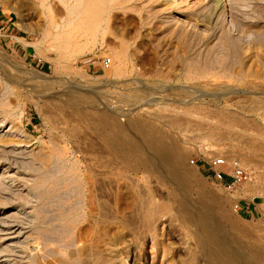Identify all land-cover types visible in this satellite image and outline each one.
I'll return each mask as SVG.
<instances>
[{"label":"rangeland","instance_id":"obj_1","mask_svg":"<svg viewBox=\"0 0 264 264\" xmlns=\"http://www.w3.org/2000/svg\"><path fill=\"white\" fill-rule=\"evenodd\" d=\"M114 11L106 38L84 45V55L72 44L58 56L50 39L41 40L42 17L27 0H0V47L13 60L0 54V264H206L162 195L166 184L125 168L89 128L73 102L86 92L93 101L80 104L82 110L89 104L127 109L177 138L189 158L193 189L201 186L224 200L232 246L247 257L264 251V168L247 163L252 149L234 135L263 130L264 137V0H123ZM173 14L185 28L171 26ZM170 116L178 125H170ZM212 121L223 125L227 140L210 134ZM222 152L227 161L213 166ZM236 167L244 172L239 181L232 177ZM214 170L227 179L219 180ZM141 188L147 199L155 197L153 218L141 213ZM251 202L258 208L247 212ZM11 223L22 224L14 244L5 238Z\"/></svg>","mask_w":264,"mask_h":264},{"label":"bare ground","instance_id":"obj_2","mask_svg":"<svg viewBox=\"0 0 264 264\" xmlns=\"http://www.w3.org/2000/svg\"><path fill=\"white\" fill-rule=\"evenodd\" d=\"M30 6V9L39 13L43 20V27L41 28V40L50 39L57 49V55L62 54V50L70 47L72 44L80 45L79 47V55H84L86 53V49L83 47L84 45L95 42L100 36H105L106 28L108 25V22L110 18L114 14V10L119 9L123 6V0H27ZM137 1V0H136ZM153 1V0H152ZM202 0H200L201 2ZM206 1V0H204ZM133 2V1H132ZM146 2V1H145ZM155 2V1H154ZM159 2V1H158ZM157 2V4H158ZM178 2V1H177ZM139 3V1H138ZM168 1L166 2V4ZM161 4V2H160ZM169 4V3H168ZM150 5H152L150 3ZM147 6V5H146ZM133 7V6H132ZM156 7V6H155ZM140 8V7H139ZM162 8V7H160ZM166 8V7H165ZM138 9V7H137ZM144 9V8H143ZM170 9V8H169ZM140 10V9H139ZM145 10V9H144ZM154 10V9H153ZM152 10V11H153ZM156 10V9H155ZM154 10V11H155ZM160 9L157 8L156 11ZM166 10V9H165ZM155 11V12H156ZM168 11V9H167ZM118 12V11H116ZM147 12V11H146ZM146 12H144L146 16ZM151 12V11H150ZM164 11H162L163 14ZM148 13V12H147ZM158 13V12H157ZM165 13V12H164ZM169 13V11L167 12ZM166 13V14H167ZM200 13V12H199ZM143 14V12H142ZM150 14V13H148ZM161 14V13H160ZM184 14V13H183ZM186 14V13H185ZM198 15V14H197ZM203 15V14H202ZM163 16V15H162ZM183 16V15H182ZM151 17V16H150ZM158 17V16H156ZM167 17V16H166ZM198 17V16H197ZM147 18V17H146ZM162 18V17H161ZM169 18V17H168ZM141 19V18H140ZM145 19V17L143 18ZM149 19V18H148ZM153 19V18H152ZM151 19V21H152ZM163 19V18H162ZM159 18V20H162ZM185 19V17H184ZM187 19V18H186ZM185 19V20H186ZM158 19L154 20L157 21ZM158 20V21H159ZM164 20V19H163ZM194 20V19H193ZM198 20V19H195ZM205 20V19H204ZM150 21V22H151ZM183 19L176 16V14H173L170 16V20L168 22H174L169 24L171 26H179L180 29L184 27ZM144 22V21H143ZM147 22V21H146ZM145 22V23H146ZM153 22V21H152ZM167 22V23H168ZM193 22V21H192ZM203 22V21H202ZM202 24V23H201ZM142 25V24H141ZM145 25V24H144ZM150 25V24H149ZM152 25V24H151ZM161 25V24H160ZM189 25V24H188ZM194 25V24H193ZM200 25V24H199ZM244 25V24H243ZM159 26V25H158ZM163 26V25H162ZM161 26V27H162ZM197 26V25H196ZM156 27V25H155ZM164 27V26H163ZM162 27V28H163ZM187 27V26H186ZM143 28V27H142ZM154 28V27H153ZM173 28V27H171ZM170 30V33L174 35V31L176 28L172 30L174 33H172ZM185 28V27H184ZM183 28V29H184ZM191 28V27H190ZM108 29V28H107ZM152 29V28H151ZM157 29V28H156ZM155 29V30H156ZM168 29V28H167ZM263 29V28H262ZM261 29V30H262ZM177 30V29H176ZM164 31V30H163ZM178 33L179 30H177ZM181 31V30H180ZM189 31V30H187ZM191 31V30H190ZM189 31V33H190ZM160 32V31H159ZM184 30L182 31V33ZM121 33V32H120ZM188 33V32H187ZM170 34V35H171ZM187 35V34H186ZM173 37V36H172ZM171 37V38H172ZM180 37V36H179ZM104 38V37H103ZM106 38V36H105ZM122 38V37H121ZM40 40V41H41ZM102 40V39H101ZM180 40V39H179ZM263 40V39H262ZM122 41V40H121ZM223 43V42H222ZM34 45V44H33ZM39 46V45H38ZM90 48V46H89ZM247 48H249L247 46ZM70 49V48H69ZM76 50V49H75ZM120 55V52H118ZM117 53V54H118ZM124 53V52H123ZM0 54L5 56L10 61H13L10 56L6 54V52L0 47ZM122 54V53H121ZM126 54V52H125ZM248 54V53H246ZM123 55V54H122ZM124 56V55H123ZM122 56V57H123ZM126 56V55H125ZM129 56V55H128ZM252 56V55H251ZM128 58V57H127ZM254 58V57H253ZM257 62V61H256ZM127 81V80H126ZM136 82V81H133ZM140 82V81H139ZM141 83V82H140ZM144 83V82H142ZM26 84V83H25ZM137 84V83H136ZM209 84V83H208ZM134 85V84H133ZM141 85V84H140ZM211 85V84H210ZM222 85V84H221ZM21 86V85H20ZM145 86V85H144ZM145 87H143L144 89ZM76 89V88H75ZM138 89V88H137ZM140 90V88H139ZM187 90V89H186ZM70 91V90H69ZM80 91V90H79ZM78 91V93H79ZM87 91V90H85ZM90 91H93L90 89ZM72 92V91H71ZM69 92V93H71ZM74 92V90H73ZM74 93H77L76 91ZM50 93V92H49ZM52 93V92H51ZM261 93V92H260ZM64 90V95H65ZM79 95V94H78ZM92 94L89 92L84 93L83 95L75 98H73V102L77 105L78 111H80V114L83 118L88 120L89 128L93 130L96 134L99 135L100 141L103 144V148L109 152H112L114 155L120 157V160L122 159L124 163L125 168L132 170V171H140L143 172L147 171L151 174H155L157 178H159L162 182H164L165 190H161V193L165 198H167L171 204L174 211H175V217L178 218L183 222L186 229L189 231V233L194 238L196 244L198 245L202 257L205 260L204 262L206 264H264V251L255 250L252 254H250L248 257L244 256V254L238 252L235 249V246L233 247L232 244L227 239L228 233L226 231L227 225H229V217L227 215L225 202L220 197H214L211 193H208L207 190H205L201 186L195 187L193 189V185L189 181L190 176L188 178L186 167H188V157L185 153V150L181 147L179 140L177 138L172 137L171 135L164 132L162 129L158 128L157 126L150 124L149 122L143 120L139 117H133L132 112L133 111H121L116 110L113 111L111 108H108L105 106H101L98 104H89L87 110H82V106L80 104L84 103H91ZM67 96V95H66ZM73 96V95H72ZM97 96V95H96ZM253 96V95H252ZM66 99L68 97H65ZM94 99V98H93ZM101 99V97H100ZM185 99V98H184ZM70 100V99H69ZM95 100V99H94ZM100 101L99 99H97ZM187 100V98H186ZM68 102V101H67ZM72 102V101H71ZM183 104V103H182ZM197 104V103H196ZM75 105V106H76ZM80 105V107H79ZM186 105V104H185ZM71 106V105H69ZM73 106V105H72ZM205 106V105H204ZM84 107H87L86 105ZM160 107V106H159ZM163 107V106H162ZM165 107V106H164ZM163 107V108H164ZM207 107V106H206ZM74 108V107H73ZM168 108V107H165ZM180 108V107H179ZM196 108V107H195ZM116 109V108H115ZM121 109V108H119ZM159 109V108H158ZM172 109V108H171ZM166 109V111L170 112L172 110ZM174 109V107H173ZM191 109V108H189ZM198 109V108H197ZM196 109V110H197ZM130 110V109H129ZM162 110V109H161ZM178 110V109H177ZM181 110V109H180ZM179 110V111H180ZM188 110V108H187ZM193 110V109H191ZM263 110V109H262ZM77 111V112H78ZM135 111V110H134ZM202 112V110L200 109ZM208 111V110H207ZM213 111V110H212ZM162 112V111H161ZM176 112V111H175ZM174 112V113H175ZM185 112V111H184ZM198 112V111H197ZM196 112V114H197ZM200 112V113H201ZM260 112V111H259ZM76 113V112H75ZM136 113V112H134ZM164 113V112H163ZM166 113V112H165ZM190 113V112H189ZM193 113V112H192ZM190 113V114H192ZM205 113H207L205 111ZM211 113V112H210ZM213 113V112H212ZM219 113V112H218ZM221 113V112H220ZM144 114V113H143ZM148 114V113H147ZM173 114V112H172ZM178 114V113H177ZM185 114V113H183ZM195 114V113H193ZM217 115V113H215ZM213 113V115H215ZM69 115V114H68ZM123 116V122H121ZM203 115V114H202ZM206 115V114H205ZM204 115V116H205ZM145 116V115H144ZM153 116V115H152ZM168 116V115H167ZM172 116V115H171ZM171 116L169 117L170 125H178L177 122H174L171 119ZM221 116V114H219ZM223 116H226L225 114ZM239 116V115H237ZM236 116V117H237ZM243 116V115H241ZM261 116V115H260ZM68 117V116H67ZM180 117V116H179ZM183 117V116H182ZM181 117V118H182ZM200 117V116H199ZM207 117V116H206ZM216 117V116H215ZM257 117V116H256ZM145 118V117H144ZM147 118V116H146ZM156 118V117H154ZM163 118V117H162ZM164 118L168 120V117ZM173 118V116H172ZM178 118V117H177ZM190 118V117H189ZM203 118V116H202ZM218 118V117H217ZM223 119V117H220ZM225 118V117H224ZM259 118V117H258ZM82 119V118H81ZM212 119V117H211ZM215 119V118H214ZM219 119V118H218ZM219 119L220 121H223ZM230 119V118H229ZM232 119V118H231ZM243 119V118H242ZM248 119V118H247ZM180 123L182 122L181 119ZM200 120V118H199ZM209 120V119H208ZM206 120V122L208 121ZM218 120V121H219ZM236 120V119H235ZM252 120V119H251ZM178 121V120H177ZM216 121V120H214ZM227 121V118H226ZM229 121V120H228ZM247 121V120H246ZM260 121V120H259ZM179 122V121H178ZM192 122V121H190ZM196 122V121H195ZM193 122V123H195ZM213 122V121H212ZM225 122V121H224ZM236 122L238 123L239 120L237 118ZM241 122V121H240ZM55 123V122H54ZM165 123V122H164ZM168 123V122H167ZM198 123V122H196ZM219 123V124H218ZM213 124L209 122L210 127L209 131L210 134L213 136L220 137L221 139L228 138V133L226 130L220 131V122ZM243 123V122H242ZM240 123V124H242ZM58 124V123H57ZM169 124V123H168ZM192 124V123H191ZM201 124V123H200ZM194 124L196 126L200 125ZM224 124V123H223ZM227 124V123H226ZM230 124V122H229ZM233 124V122H232ZM231 124V126H232ZM239 124V123H238ZM86 125V124H85ZM167 125V124H166ZM206 125V123H205ZM235 125V124H234ZM237 125V124H236ZM246 125V124H245ZM256 125V124H255ZM169 126V125H168ZM209 126V125H207ZM206 126V127H207ZM194 127V126H193ZM223 127V125H222ZM233 127V126H232ZM87 128V127H86ZM176 128V127H175ZM180 128V127H179ZM192 128V126H191ZM205 128V127H204ZM230 128V127H227ZM197 129V127H196ZM224 129V128H223ZM232 130V128H230ZM236 129V128H235ZM251 129V128H250ZM89 130V131H91ZM177 130V129H176ZM207 130V129H206ZM231 130H227L230 134ZM234 130V129H233ZM237 130V129H236ZM243 130V129H242ZM254 130V129H252ZM70 131V130H69ZM203 131V130H202ZM239 131V130H238ZM249 131V130H244ZM196 132V131H195ZM235 133L234 131H232ZM255 133V131H252ZM260 132V131H259ZM263 132V130H262ZM261 132V133H262ZM207 133V132H206ZM237 133V131H236ZM239 133V132H238ZM237 133V134H238ZM261 133H255L253 135L246 134L244 135H237L234 134L238 139H245L246 142H248L249 147L252 149V157L247 158L248 164L251 163V165H254L255 167H261L264 168V137ZM94 134V133H93ZM94 134L95 136H97ZM192 134V133H191ZM242 134V132H241ZM77 135V133L75 134ZM73 135V136H75ZM85 135V131L84 134ZM90 135V133H89ZM232 135V133L230 134ZM71 136V135H70ZM80 136V135H79ZM93 137V136H92ZM91 137V138H92ZM197 137V136H196ZM202 137V136H201ZM206 137V136H204ZM234 136H232L233 138ZM235 137V138H236ZM81 138V137H80ZM190 138V137H189ZM208 138V137H207ZM212 138V137H211ZM214 138V137H213ZM212 138V139H213ZM186 139V138H185ZM231 139V138H230ZM95 140V139H94ZM187 140V139H186ZM208 140V139H207ZM211 140V139H209ZM220 140V139H219ZM227 140V139H224ZM236 140V139H235ZM241 141V140H240ZM244 141V140H242ZM94 142V141H93ZM245 142V141H244ZM19 143V142H18ZM99 143V142H97ZM183 143V142H182ZM23 144V143H22ZM21 144V145H22ZM95 144V143H93ZM243 144V143H242ZM241 144V145H242ZM247 144V143H245ZM244 144V145H245ZM90 145H92L90 143ZM100 146V144H98ZM185 145V144H183ZM247 145V146H248ZM14 146V145H13ZM16 146V145H15ZM98 146V147H99ZM246 146V145H245ZM243 146V147H245ZM78 147V146H77ZM82 147V146H81ZM79 148V147H78ZM102 148V146H101ZM100 148V150H101ZM237 148V147H236ZM246 148V147H245ZM234 149V148H233ZM250 149V148H249ZM99 150V149H98ZM95 151V150H93ZM104 151V150H103ZM102 153H105V151ZM248 151V150H247ZM87 152V151H86ZM99 152V153H101ZM224 152V151H223ZM222 152V153H223ZM231 152V150H230ZM228 152V153H230ZM235 152V151H234ZM90 153V152H89ZM93 153V152H92ZM97 153V152H94ZM88 154V153H87ZM91 154V153H90ZM89 154V155H90ZM231 154V153H230ZM233 154V153H232ZM240 154V153H239ZM245 154V153H244ZM104 155V154H103ZM227 155V154H226ZM246 155V154H245ZM95 156V155H94ZM97 156V155H96ZM234 156V155H232ZM98 157V156H97ZM101 157V156H100ZM99 157V158H100ZM190 157V156H189ZM223 158V160L226 162L227 157H225L224 153L223 155L216 156L212 161H217L219 158ZM243 157V156H242ZM249 157V156H248ZM98 158V159H99ZM112 158V157H111ZM114 158V157H113ZM230 158V157H229ZM244 158V157H243ZM85 159V158H84ZM90 160V159H89ZM246 160V157H245ZM86 161V160H85ZM114 159L111 161L113 162ZM105 162V161H104ZM194 162V161H192ZM101 164V163H100ZM109 164V163H108ZM105 167V166H104ZM123 168V167H122ZM191 168V167H190ZM91 171V170H90ZM93 171V170H92ZM126 171V170H125ZM190 173V172H189ZM124 174V173H123ZM101 175V174H100ZM99 175V176H100ZM98 176V175H97ZM195 176V175H194ZM95 177V176H94ZM125 177V176H124ZM99 178V177H98ZM192 178V177H191ZM197 178V176H196ZM127 179V178H126ZM194 179V178H192ZM101 181V180H100ZM192 181V180H191ZM139 182V181H136ZM143 182V181H142ZM159 182V181H158ZM195 182V181H194ZM193 182V183H194ZM103 184V183H102ZM101 184V185H102ZM136 184V183H135ZM141 184V183H140ZM147 184V183H146ZM197 184V183H196ZM152 185V183H151ZM198 185V184H197ZM95 186V185H94ZM137 186V185H136ZM153 186V185H152ZM156 186V185H155ZM129 187V186H128ZM134 187V186H132ZM141 187H143L141 185ZM148 188V187H147ZM147 188L143 189L141 188V201H142V208L143 211L141 212L145 215H149L150 212L153 210V205L155 204L152 197L149 196L150 199H147ZM157 188V186L155 187ZM99 190L98 188H96ZM133 189V188H132ZM150 189V187H149ZM153 189V188H152ZM161 189V188H160ZM101 190V189H100ZM135 191V189H133ZM137 190V189H136ZM149 191V190H148ZM99 192V191H98ZM138 192V190H137ZM136 192V193H137ZM150 192V191H149ZM95 194L96 191H94ZM100 193V192H99ZM154 193V192H153ZM157 193V192H156ZM155 193V194H156ZM195 193L196 198L192 199V194ZM262 193V192H261ZM139 194V193H138ZM149 194V193H148ZM99 195V194H98ZM157 195V194H156ZM97 196V195H96ZM137 196V194H136ZM135 197V196H134ZM138 197V196H137ZM136 197V198H137ZM98 199L100 197H97ZM145 198V199H144ZM144 199V200H143ZM133 200V199H132ZM135 200V199H134ZM137 200V199H136ZM148 200V201H147ZM153 200V201H152ZM159 202V200L157 199ZM98 202H100L98 200ZM139 201H137L138 203ZM164 202V201H163ZM228 202V201H227ZM135 204V201L133 202ZM136 203V204H137ZM101 205L100 203H97V205ZM135 204V205H136ZM158 204V203H157ZM134 205V207H135ZM139 205V204H138ZM165 205V204H164ZM167 205V204H166ZM158 208L160 206L157 205ZM155 206V207H157ZM140 207V206H139ZM153 207V208H152ZM169 209L170 207L167 206ZM103 208V207H102ZM131 208V207H129ZM156 209V208H155ZM154 209V210H155ZM171 209V208H170ZM139 210V209H138ZM137 210V211H138ZM173 210V209H172ZM100 211V210H99ZM102 211V210H101ZM129 211V210H128ZM140 211V210H139ZM158 211V209H157ZM161 211V207L159 209ZM170 211V210H169ZM103 212V211H102ZM130 212V211H129ZM128 212V213H129ZM135 212V211H133ZM2 213V212H1ZM127 213V214H128ZM156 212L154 211V214ZM167 213V212H166ZM169 213V212H168ZM167 213V214H168ZM171 213V211H170ZM174 213V212H173ZM160 214V213H159ZM158 214V215H159ZM129 215V214H128ZM127 217H130L128 216ZM132 215V214H131ZM140 215V214H139ZM172 215V214H171ZM150 218L151 215H149ZM141 217V216H140ZM139 217V218H140ZM144 218V216L142 217ZM141 218V220H142ZM149 218V219H150ZM159 218V217H158ZM173 218V215L171 219ZM157 219V218H156ZM169 219V217H168ZM153 220V219H152ZM160 220V218H159ZM157 220V221H159ZM234 220V219H233ZM124 221V220H123ZM144 221V219L142 220ZM146 221V220H145ZM144 221V222H145ZM164 221V220H163ZM238 221V219H237ZM236 221V223H237ZM150 223L151 221L148 220ZM156 221L152 222L155 224ZM165 222V221H164ZM163 222V223H164ZM171 220L169 221V223ZM4 223V222H3ZM172 223V222H171ZM232 223V222H231ZM230 223V224H231ZM12 224V223H11ZM20 224V223H19ZM19 224H12L8 227L9 232H6V240H9L11 243L17 238H19L22 234V229H20ZM147 224V223H146ZM145 224V226H146ZM162 224V223H161ZM165 224V223H164ZM174 224V223H173ZM9 225V224H6ZM22 225V224H20ZM152 225V224H151ZM157 225V224H156ZM165 226V225H164ZM175 226V225H174ZM233 226V225H232ZM5 227V226H4ZM149 227V226H148ZM162 225H160V228ZM7 228V227H6ZM177 228V227H176ZM148 229V228H147ZM147 229H145L147 231ZM162 229V228H161ZM174 229V228H173ZM237 229V227H236ZM7 230V231H8ZM230 230V229H229ZM150 231V230H149ZM236 231V230H235ZM242 231V230H241ZM152 233V232H151ZM149 233V234H151ZM177 233V232H176ZM181 233V232H180ZM146 234V233H145ZM186 235V234H185ZM176 236V235H175ZM182 236V234H181ZM177 238V237H176ZM182 238V237H181ZM146 239V238H145ZM152 239V238H151ZM186 238L184 237V240ZM3 240V239H2ZM148 240V239H147ZM8 241V242H9ZM181 241V240H180ZM187 241V240H186ZM189 241V240H188ZM9 242V244H10ZM182 242V241H181ZM185 242V241H184ZM187 243V242H185ZM14 244V243H13ZM234 244V243H233ZM7 245V244H6ZM183 246V245H182ZM187 247V246H186ZM239 247V246H238ZM240 248V247H239ZM257 249V248H256ZM9 250V249H8ZM3 252V251H2ZM5 253V252H3ZM149 253V252H148ZM164 254V253H163ZM1 255V254H0ZM4 255V254H3ZM7 255V253H6ZM5 255V256H6ZM20 256V255H19ZM116 256V255H115ZM166 256V255H165ZM4 258V257H3ZM7 259V258H6ZM146 259V257H145ZM148 259V258H147ZM167 259V258H166ZM164 261V259H163ZM167 261V260H166ZM4 262V261H3ZM145 262V261H144ZM2 264V263H1ZM149 264V263H148Z\"/></svg>","mask_w":264,"mask_h":264},{"label":"built area","instance_id":"obj_3","mask_svg":"<svg viewBox=\"0 0 264 264\" xmlns=\"http://www.w3.org/2000/svg\"><path fill=\"white\" fill-rule=\"evenodd\" d=\"M107 64V63H106ZM213 166H218V165H223L225 164V161L223 160V158H219L217 161H214L212 162ZM215 174H216V177L221 180V181H224L225 179H227V175L225 173H222L221 171H216L214 170ZM232 177L236 180V181H239L242 179V177L244 176V172L242 169H239V168H235L234 170V173H232ZM260 215L262 217H264V208H262L260 210Z\"/></svg>","mask_w":264,"mask_h":264},{"label":"crops","instance_id":"obj_4","mask_svg":"<svg viewBox=\"0 0 264 264\" xmlns=\"http://www.w3.org/2000/svg\"><path fill=\"white\" fill-rule=\"evenodd\" d=\"M262 204L264 205V202H262ZM244 208H246L247 209L246 211L248 212V210H250L251 208H253V209L258 208V204L251 202V203H248L247 205H245ZM261 208H263V207H261Z\"/></svg>","mask_w":264,"mask_h":264}]
</instances>
